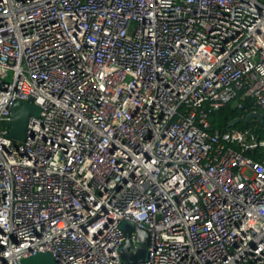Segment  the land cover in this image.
<instances>
[{
    "label": "built area",
    "instance_id": "obj_1",
    "mask_svg": "<svg viewBox=\"0 0 264 264\" xmlns=\"http://www.w3.org/2000/svg\"><path fill=\"white\" fill-rule=\"evenodd\" d=\"M237 98L264 114V0H0V264H127L123 222L141 264H264L258 122L208 121Z\"/></svg>",
    "mask_w": 264,
    "mask_h": 264
},
{
    "label": "water",
    "instance_id": "obj_2",
    "mask_svg": "<svg viewBox=\"0 0 264 264\" xmlns=\"http://www.w3.org/2000/svg\"><path fill=\"white\" fill-rule=\"evenodd\" d=\"M40 109L31 102H16L10 109L9 133L8 138L16 149L23 154V147L26 139V132L35 119L39 118ZM257 121L259 125L264 124V114L258 111L248 113L244 118L239 117L231 121L229 128H235L238 124H248L251 121ZM126 238L120 251V258L127 264H141L147 260L148 234L146 231L138 228L136 225L123 222L120 226ZM136 234L137 247L132 252L130 237ZM18 264H56L55 260L49 254H36L34 256L19 260Z\"/></svg>",
    "mask_w": 264,
    "mask_h": 264
},
{
    "label": "trees",
    "instance_id": "obj_3",
    "mask_svg": "<svg viewBox=\"0 0 264 264\" xmlns=\"http://www.w3.org/2000/svg\"><path fill=\"white\" fill-rule=\"evenodd\" d=\"M243 104L244 101L237 98L236 100L232 101L222 109L218 111L209 112L208 121L210 123V127L212 131H221L223 129L228 128V125L231 121L236 118L243 117L245 114L242 110L238 108V104ZM257 129L256 133L259 135L260 139H264V124L262 126L259 123H256ZM253 124H244L240 123L235 128L238 129H247L251 128Z\"/></svg>",
    "mask_w": 264,
    "mask_h": 264
}]
</instances>
